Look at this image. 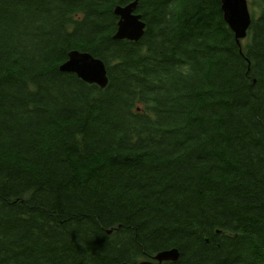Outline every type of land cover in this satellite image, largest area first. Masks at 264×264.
I'll return each mask as SVG.
<instances>
[{
	"label": "trees",
	"instance_id": "obj_1",
	"mask_svg": "<svg viewBox=\"0 0 264 264\" xmlns=\"http://www.w3.org/2000/svg\"><path fill=\"white\" fill-rule=\"evenodd\" d=\"M0 0V264H264V0ZM107 66L106 89L59 67Z\"/></svg>",
	"mask_w": 264,
	"mask_h": 264
},
{
	"label": "water",
	"instance_id": "obj_2",
	"mask_svg": "<svg viewBox=\"0 0 264 264\" xmlns=\"http://www.w3.org/2000/svg\"><path fill=\"white\" fill-rule=\"evenodd\" d=\"M138 5L139 0H135L115 8L114 13L119 17V22L113 36L114 40H129L137 43L144 37L147 23L143 20V15L138 13ZM222 10L225 21L238 42L246 39L253 22L248 0H222ZM59 69L63 73H75L91 85L97 84L106 88L109 83L106 63L88 52L70 51L68 59L60 65ZM155 257L161 263L169 260L177 262L180 254L178 250L171 249L159 252Z\"/></svg>",
	"mask_w": 264,
	"mask_h": 264
},
{
	"label": "bare ground",
	"instance_id": "obj_3",
	"mask_svg": "<svg viewBox=\"0 0 264 264\" xmlns=\"http://www.w3.org/2000/svg\"><path fill=\"white\" fill-rule=\"evenodd\" d=\"M126 5V4H125ZM115 11V10H114ZM119 18V17H118ZM119 22V21H118ZM117 28H118V25H117ZM235 35V34H234ZM235 39H236V36H235ZM242 40H245V39H241V41H240V43L238 42V40L236 39V42H237V44L238 45H241V42H242ZM120 41H123V40H120ZM129 41V40H128ZM132 42V41H131ZM70 74H75V73H70ZM78 78H79V76L77 75V74H75ZM108 78H109V75H108ZM81 79V78H80ZM82 80V79H81ZM82 81H84V80H82ZM85 83H87V84H89L88 82H86V81H84ZM109 84V83H108ZM89 85H91V84H89ZM93 85H97V84H93ZM97 86H99V85H97ZM108 86V85H107ZM100 87V86H99ZM101 89H106V88H102V87H100ZM169 250H171V249H169ZM172 250H178L177 248H172ZM162 252V251H161ZM178 252H179V250H178ZM179 254H180V252H179ZM179 259H180V257H179ZM178 259V260H179ZM167 262H173L172 260H169V261H163L162 263L159 261V260H157L156 259V257H153V260H151V261H144L143 262V264H163V263H167Z\"/></svg>",
	"mask_w": 264,
	"mask_h": 264
},
{
	"label": "rangeland",
	"instance_id": "obj_4",
	"mask_svg": "<svg viewBox=\"0 0 264 264\" xmlns=\"http://www.w3.org/2000/svg\"><path fill=\"white\" fill-rule=\"evenodd\" d=\"M252 0H248V2L250 3Z\"/></svg>",
	"mask_w": 264,
	"mask_h": 264
}]
</instances>
